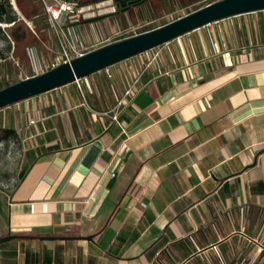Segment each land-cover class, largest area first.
<instances>
[{
	"label": "crops",
	"instance_id": "crops-1",
	"mask_svg": "<svg viewBox=\"0 0 264 264\" xmlns=\"http://www.w3.org/2000/svg\"><path fill=\"white\" fill-rule=\"evenodd\" d=\"M159 50L0 110L43 114L0 264H264V11Z\"/></svg>",
	"mask_w": 264,
	"mask_h": 264
},
{
	"label": "rangeland",
	"instance_id": "rangeland-1",
	"mask_svg": "<svg viewBox=\"0 0 264 264\" xmlns=\"http://www.w3.org/2000/svg\"><path fill=\"white\" fill-rule=\"evenodd\" d=\"M199 0H146V5L151 10H145V18L135 13H130L129 18L117 15L111 16L104 21L88 24L83 21L89 19L91 14H106L110 8L109 3L100 2L97 4H87L79 7L83 17L79 19L78 27L86 50H92L112 41L126 38L130 34H139L149 27H155L175 18L181 8H185ZM205 3V2H204ZM20 12L27 21L33 24L29 27L26 23L22 25L26 31L27 38L13 50L6 51L0 47V82L13 84L19 80L31 76L41 68L47 71L50 65L59 59L63 53V44L58 39L55 29L50 25L49 19L45 18L42 5L38 0H19ZM43 16L42 20L36 24L33 20V13ZM185 12V10H182ZM48 21V22H47ZM83 22V23H82ZM66 30V29H65ZM67 42H72L67 35ZM68 43V44H69ZM33 46L34 53L29 54V47ZM112 81V80H110ZM83 83L81 86L83 87ZM86 96V93H81ZM38 104V103H37ZM34 105L30 111L24 106H16L6 111H0V183L13 186L18 183L25 169L31 163L30 148L36 146L38 138H33L34 128L41 129L42 111L38 105ZM13 129L17 133V138L9 136L5 139V130Z\"/></svg>",
	"mask_w": 264,
	"mask_h": 264
},
{
	"label": "water",
	"instance_id": "water-1",
	"mask_svg": "<svg viewBox=\"0 0 264 264\" xmlns=\"http://www.w3.org/2000/svg\"><path fill=\"white\" fill-rule=\"evenodd\" d=\"M259 11H264V0H216L153 30L105 44L70 62L59 64L41 74L0 89V110L70 85L77 79L87 78L209 24ZM98 19L99 17L85 22L90 23ZM12 34L20 40L21 28H16ZM16 238L17 236L13 235L0 238V245ZM93 238L89 236L86 239L93 240ZM44 239L55 238L44 237Z\"/></svg>",
	"mask_w": 264,
	"mask_h": 264
},
{
	"label": "built area",
	"instance_id": "built-area-1",
	"mask_svg": "<svg viewBox=\"0 0 264 264\" xmlns=\"http://www.w3.org/2000/svg\"><path fill=\"white\" fill-rule=\"evenodd\" d=\"M1 2L7 3L12 12L17 15L18 19L15 22L0 21V47L5 49L8 46L11 50L15 48L16 39L12 34L13 29L18 25L19 22L26 23L29 27L32 26V21H27L20 12L19 0H0ZM43 7L45 15L49 19L50 25L55 29L58 39L63 42V53H61L59 59L53 62L50 67H56L59 64L70 62L72 59L85 55L91 50H86L83 47V41L79 32L78 22L83 15L81 14L77 1L75 0H38ZM66 29V30H65ZM67 35L71 37L72 42H67ZM136 35V34H134ZM69 43V44H68ZM167 44V43H166ZM160 47V46H159ZM159 47L151 49L143 54H148V67L156 61L160 54ZM29 54L32 56L34 53L33 48H29ZM134 58V57H133ZM133 58H131L133 60ZM45 72V71H44ZM41 68L36 71L35 74H41ZM30 76H26L28 78ZM82 79H77L74 83L79 87L81 86ZM137 92L136 82L132 84L125 92L123 100L120 104L125 102L128 97L134 95Z\"/></svg>",
	"mask_w": 264,
	"mask_h": 264
},
{
	"label": "flooded vegetation",
	"instance_id": "flooded-vegetation-1",
	"mask_svg": "<svg viewBox=\"0 0 264 264\" xmlns=\"http://www.w3.org/2000/svg\"><path fill=\"white\" fill-rule=\"evenodd\" d=\"M102 2L109 3V5H111L112 8H110L106 14L96 15L95 12H93L89 19H95L98 17L99 19L94 22H90V24L101 22L104 21V19H108L111 16H117V15H121V16L123 15L125 16V18H129L130 13L138 14L146 4V0H103ZM16 28H21L22 36L20 40H17L15 38L16 39L15 47L16 45H19L27 38L26 31L23 30L22 26H16L13 30H15ZM29 48H33V46H30Z\"/></svg>",
	"mask_w": 264,
	"mask_h": 264
},
{
	"label": "trees",
	"instance_id": "trees-1",
	"mask_svg": "<svg viewBox=\"0 0 264 264\" xmlns=\"http://www.w3.org/2000/svg\"><path fill=\"white\" fill-rule=\"evenodd\" d=\"M75 1H77L78 6L81 7V6H84V5H87V4H97V3L102 2L103 0H75ZM30 2H34V0H30ZM32 17H34L33 20L36 22V24L40 21L39 19H41V20L43 19V18H42L43 16H39V15H37L36 12L33 13V16H32ZM45 18L48 19V17H47L46 15H45ZM17 19H18L17 15L14 14V12H12L10 6H9L7 3H5V2H1V1H0V21H5V22H8V23H11V22H15V21H17ZM47 22H48V21H47ZM165 24H167V22L161 24V26H162V25H165ZM22 25H24V23H23V22H19L17 26H22ZM157 27H158V26H155V27H149L148 29H146V30H144V31H141L140 33H143V32L149 31V30H153V29H155V28H157ZM1 32H2V31H1V29H0V33H1ZM140 33H139V34H140ZM133 35H134V34H130V35H128L127 37H130V36H133ZM10 50H11V47L8 46V47L6 48V51H10ZM1 53H2V52H0V56H1ZM9 85H10V83H3V82H0V89H3V88H5V87H7V86H9ZM5 133H6V135H5V139H8L9 136H14V137L17 138V133H16V131L13 130V129L5 130Z\"/></svg>",
	"mask_w": 264,
	"mask_h": 264
}]
</instances>
